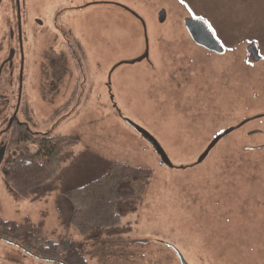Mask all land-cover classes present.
<instances>
[{"label": "rangeland", "instance_id": "374dc122", "mask_svg": "<svg viewBox=\"0 0 264 264\" xmlns=\"http://www.w3.org/2000/svg\"><path fill=\"white\" fill-rule=\"evenodd\" d=\"M22 2L23 31L12 27L9 42L16 68L0 80V123L12 114L33 137L70 143L46 191L26 198L6 186L4 164L33 152L37 139L4 150L0 218L43 240L84 243L87 264H180L173 248L187 264H264V0L234 5L228 19L216 13L215 0ZM203 12L231 50L214 61L183 25ZM2 16L0 64L7 53ZM252 42L262 60L246 66ZM125 119L156 140L171 167ZM100 161L148 177L119 224L93 241L70 222L63 192L100 175ZM0 264L61 263L0 240Z\"/></svg>", "mask_w": 264, "mask_h": 264}, {"label": "trees", "instance_id": "16d2710c", "mask_svg": "<svg viewBox=\"0 0 264 264\" xmlns=\"http://www.w3.org/2000/svg\"><path fill=\"white\" fill-rule=\"evenodd\" d=\"M215 1L216 13L221 14L222 19H228L231 10L236 8L234 5H251L260 0H223L230 3L229 8L221 5L222 0ZM207 15L208 13L203 12L194 16L205 19ZM222 23L225 24L224 21ZM33 135L25 125L15 128L9 135V149H26L27 143L37 139L33 152L27 151L4 165L3 179L6 186L22 198L31 193L46 191V184L57 174L60 156L70 143L64 136ZM100 164V175L63 192L70 222L93 241H99L104 230L119 224L122 212L141 197L144 190L141 179L148 177L147 171L131 169L121 163L100 161ZM0 239L17 245L27 255L42 260L61 264H87L84 243L69 239H60L58 242L43 240L29 230H21L12 221L0 219Z\"/></svg>", "mask_w": 264, "mask_h": 264}, {"label": "flooded vegetation", "instance_id": "af4514ba", "mask_svg": "<svg viewBox=\"0 0 264 264\" xmlns=\"http://www.w3.org/2000/svg\"><path fill=\"white\" fill-rule=\"evenodd\" d=\"M23 4L24 3L22 2V0H0V17H3L2 15H4L3 25H4V27L7 30V32L4 34L5 38L2 39V41H1V43H2L1 46L3 47L4 44H5L7 53L5 54L6 57H4L2 59L3 62L0 64V80L2 79V73H3L4 69H9V70L14 71L15 68H16V65L14 64V60H15V57H16L18 52H17L16 48L11 47L9 42L15 40L13 28L15 30V29H17V27H21V24H22V27L20 29L23 31V22L25 21V19L21 15V12H23ZM17 33H18L17 34L18 37L22 36L21 32L17 31ZM19 40H22V39L19 38ZM217 40H218V42H219V44H220V46L222 48V51L220 53L208 51V50L200 47L201 50L203 51V54L205 56H207L209 59H212L213 61H214L213 58H216L218 56H223V54H225L226 51H229L228 53H230V51H231V50L224 49V47L222 46L221 40H219L218 38H217ZM192 43L195 46H197L193 41H192ZM7 45H8V48H7ZM197 47H199V46H197ZM246 48H245V56L243 57L244 65L249 66L250 64H248V63H251V64L252 63H258V62H260L262 60L261 57L259 56V50H258L259 60L257 62H254L252 60V57L247 54ZM8 56H9V58H8ZM28 73H30V72H28ZM11 76H13V74H11ZM2 81L4 82L5 80H2ZM10 84L11 85L13 84L11 78H10ZM11 117H12L11 119H10V117L9 118H5V120L0 123V138H1V136L5 138V141H2V143L0 144V161H1V158L3 156L2 154H3L4 150L8 149L9 135H10L11 131L14 130L15 128L21 126V125H25L24 122H19L15 115L11 114ZM0 119H2V118H0ZM217 137H219V136H217ZM0 240H3V239H0ZM174 250L175 249L173 248V251ZM174 253H175V251H174Z\"/></svg>", "mask_w": 264, "mask_h": 264}, {"label": "water", "instance_id": "95a60500", "mask_svg": "<svg viewBox=\"0 0 264 264\" xmlns=\"http://www.w3.org/2000/svg\"><path fill=\"white\" fill-rule=\"evenodd\" d=\"M165 18L166 12L162 9L158 13V21L160 23H163ZM39 24H41V22H39ZM183 24L190 39L197 46L212 52L220 53L222 51V48L217 38L215 37L214 32L212 31L210 25L204 19L198 17H187L183 20ZM246 52L252 57V60L254 62H257L259 60L258 46L256 43H250L246 48ZM125 123L149 144V146L153 149V151L157 154V156L165 166L171 167V163L164 150L149 133L127 119H125ZM218 140L219 137H216L211 142V144L201 154L197 163H200L207 156L211 148L216 144ZM174 251L177 255L179 263L187 264L180 252L176 249Z\"/></svg>", "mask_w": 264, "mask_h": 264}, {"label": "snow or ice", "instance_id": "6c2138e0", "mask_svg": "<svg viewBox=\"0 0 264 264\" xmlns=\"http://www.w3.org/2000/svg\"><path fill=\"white\" fill-rule=\"evenodd\" d=\"M181 3H184V0H181Z\"/></svg>", "mask_w": 264, "mask_h": 264}]
</instances>
